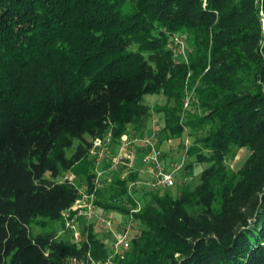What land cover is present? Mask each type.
Instances as JSON below:
<instances>
[{"label": "trees", "instance_id": "16d2710c", "mask_svg": "<svg viewBox=\"0 0 264 264\" xmlns=\"http://www.w3.org/2000/svg\"><path fill=\"white\" fill-rule=\"evenodd\" d=\"M262 11L264 0H0V264L109 255L84 221L80 242L58 236L79 195L58 178L90 186L93 138L118 144L158 93L161 138L189 129L187 155L208 165L177 195L131 192L138 173L98 190L100 210L141 204L131 215L144 227L119 264H264ZM176 33L188 61L169 47ZM188 89L201 114L184 115ZM244 147V164L228 168Z\"/></svg>", "mask_w": 264, "mask_h": 264}, {"label": "built area", "instance_id": "2783aa9c", "mask_svg": "<svg viewBox=\"0 0 264 264\" xmlns=\"http://www.w3.org/2000/svg\"><path fill=\"white\" fill-rule=\"evenodd\" d=\"M262 26L264 30V15L262 16ZM186 45L185 37L180 33L174 34L169 42V47L173 50L174 55L181 61H188ZM192 96L187 92L184 100V108L189 107ZM155 125L154 134L151 136L131 137L129 133H125L118 143L116 154H111V148L115 143L111 132L103 137L93 138L89 149L93 173L91 185L88 186L84 183L82 186H78L79 195L77 200L69 209L62 213L65 226L58 233V236L70 233L74 242H80L83 236L82 225L84 221L92 224L96 233V228L99 227L100 230L109 234L101 239L108 247L109 255L106 258L98 259L91 252L87 251L82 256H66L63 259L64 264H119V259L124 257L130 249L133 238L131 237V224L124 225L121 231H117V228L121 226V220L106 211L99 212L97 194L98 190L105 185L104 181L109 171L117 169L120 165L124 164L131 166L130 163L135 155L133 151L135 145L141 144L144 149L142 156L143 169L141 171L143 175H139L136 180L129 183L130 191L132 192L134 187L143 185L152 191H163L175 185V174L182 168L183 164L177 163L173 167L167 166L165 154L158 145L159 139L157 134L160 131V126L156 123ZM185 144L188 146L189 140H185ZM107 163L110 166L107 167ZM74 176L73 174H67L65 178L74 182ZM140 207L141 204L139 203L137 208L132 209L131 213L137 212ZM132 217L134 218L133 215Z\"/></svg>", "mask_w": 264, "mask_h": 264}, {"label": "rangeland", "instance_id": "374dc122", "mask_svg": "<svg viewBox=\"0 0 264 264\" xmlns=\"http://www.w3.org/2000/svg\"><path fill=\"white\" fill-rule=\"evenodd\" d=\"M261 15H264V12H261ZM187 43V42H186ZM189 48L188 45H186V53L188 54ZM182 55V53H180ZM182 57V56H181ZM180 57V58H181ZM188 94L193 95L190 101V105L187 108H184V115L186 116L188 112L190 113H198L201 114L202 110L199 107L197 103V99L195 97V94L192 92L191 89H188ZM145 104H147L151 109L147 117L143 120V122L140 124V128H135L136 130H139V132L144 134L145 136H150L152 134V128H154L155 123L161 127L162 124H164V113L157 111V107H162L167 102V98L164 94L158 93V94H146L144 99ZM173 103V102H172ZM156 121V122H155ZM155 131V130H153ZM150 134V135H149ZM143 135V136H144ZM159 136V135H158ZM161 137V136H160ZM172 141L166 140L165 148L167 146V151L165 152V160L168 167H173L177 163H182L183 166L180 170H178L175 174V185L172 188L164 189V191H168L174 195H177L180 193L181 189L184 186L187 185H197L200 183V175L202 170L208 165L206 163L201 164L198 162H195L194 157H189L186 153L187 147L184 144L185 140H189V144L194 140V135L191 134L190 130L188 129L186 133L180 138H173L170 139ZM165 142V140H163ZM78 144V142H75V146ZM74 146V147H75ZM116 146L111 148V154H116ZM72 149L69 150V154H71ZM250 154V150L246 147L236 149L234 152H232L227 158H226V166L230 169L237 170L240 168L245 160L248 158ZM192 163L191 168H186L187 165ZM107 167L110 166L109 163L106 165ZM191 169V171H190ZM139 169H136L133 166H130L129 164L120 165L117 169L111 170L107 173V178L105 179V185H109L117 176H120L121 178H128L130 177V174L133 173H139ZM190 171V172H189ZM73 174L74 173H69ZM140 175V174H139ZM75 182L82 186L83 182L81 179H79L76 175L74 176ZM65 177H59L58 180H63ZM137 188V192L140 194L143 193V189H149L147 186H140V187H134L133 189ZM99 212H103L105 210L98 209ZM132 211V210H131ZM106 212L111 213L112 215L118 217L119 220H121V226L117 228V231H121L124 228V225L131 224V237H135L138 235L141 230L143 229V225L140 223L139 220L136 218H133L132 215L127 214L121 210L115 209V210H106ZM132 214V213H131ZM64 227L62 226L60 221H57L55 223V229L57 232L62 231ZM36 231H38V227H35ZM98 237L100 239H103L106 237L107 233L100 230L99 227L96 228ZM60 237H65L68 239H72L70 233L63 234Z\"/></svg>", "mask_w": 264, "mask_h": 264}, {"label": "crops", "instance_id": "0c3cea01", "mask_svg": "<svg viewBox=\"0 0 264 264\" xmlns=\"http://www.w3.org/2000/svg\"><path fill=\"white\" fill-rule=\"evenodd\" d=\"M144 99H145V97H144ZM149 114V113H148ZM164 124H162L161 126H163ZM137 128H140V126H137L136 124H132V125H130L129 126V131H128V133H129V135L131 136V137H133V136H140V137H143V133L141 134L140 132H139V130H136ZM154 128H152V134L151 135H153L154 134ZM150 135V134H149ZM150 135V136H151ZM159 135V136H158ZM145 136V135H144ZM157 136H158V139H159V141H158V145H159V147H161V149L163 150V152H164V154H165V152L167 151V146H166V148H165V144L168 142H166V140H165V142L163 141L164 139H162L160 136V131H159V133L157 134ZM169 141H172V140H169ZM114 146H116L117 148H118V144L117 143H114L113 144V147ZM117 148H116V150H117ZM133 151L135 152V155L133 156V159H132V161H131V166H133V167H135L136 169H139V173L138 174H140V175H143V173L141 172L142 171V169H143V166H142V156H143V152H144V149L142 148V146H141V144H137V145H135L134 146V148H133ZM90 158H91V156H90ZM145 176V175H144ZM79 179H81L82 180V182H83V184L85 183V180L83 179V178H79Z\"/></svg>", "mask_w": 264, "mask_h": 264}]
</instances>
